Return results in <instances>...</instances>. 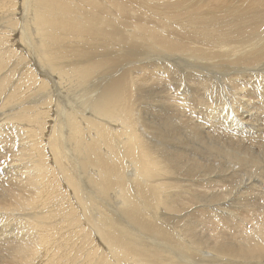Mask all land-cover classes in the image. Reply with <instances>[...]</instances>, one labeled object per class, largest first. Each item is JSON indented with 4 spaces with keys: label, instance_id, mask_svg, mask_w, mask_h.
Instances as JSON below:
<instances>
[{
    "label": "bare ground",
    "instance_id": "1",
    "mask_svg": "<svg viewBox=\"0 0 264 264\" xmlns=\"http://www.w3.org/2000/svg\"><path fill=\"white\" fill-rule=\"evenodd\" d=\"M259 97L264 0H0V264H264Z\"/></svg>",
    "mask_w": 264,
    "mask_h": 264
},
{
    "label": "rangeland",
    "instance_id": "2",
    "mask_svg": "<svg viewBox=\"0 0 264 264\" xmlns=\"http://www.w3.org/2000/svg\"><path fill=\"white\" fill-rule=\"evenodd\" d=\"M260 95V94H259ZM260 97H261V95H260ZM259 97V99H256V98H251V101H253V100H255V101H253V102H251L252 104L249 106V108H246L245 110H241V111H237V110H229V112L227 113V117L226 116H222L223 115V113H224V111L223 110H221V109H219L217 112H216V114L217 115H219L217 118H215V122L216 123H220L219 124V127H221L220 129H225V131L227 132V129H230V131L231 132H233V130L234 129H236V132L237 131H241L242 129V121H246L247 119L249 120V122L250 123H255V125L256 126H259V127H264V109H261V107L262 108H264V104H263V101H262V98H260ZM253 99V100H252ZM256 104V105H255ZM259 105V106H258ZM260 105H262V106H260ZM253 108V109H252ZM260 108V110H259V117L258 116H256V114H258V109ZM256 110V111H255ZM262 110H263V112H262ZM220 113V114H219ZM256 113V114H255ZM262 113V114H261ZM231 114V115H230ZM253 114V115H252ZM215 115V114H214ZM230 116V117H229ZM261 116H263V117H261ZM229 117V118H228ZM219 118H220V120H221V122H220V120H219ZM224 118V119H223ZM226 118H228V119H226ZM231 118V119H230ZM259 118V119H258ZM261 118V119H260ZM251 119V120H250ZM253 119V120H252ZM256 119V120H255ZM225 121H227V123H226V125H225V127H222L223 126V123ZM259 123H258V122ZM229 124H230V126H229ZM244 127L246 126V125H243ZM227 128V129H226ZM222 133H225V132H215L214 133V135L216 136V137H218V138H220V140H227L228 142H229V140L226 138V137H222V136H224V135H222ZM229 133V132H228ZM224 138V139H223ZM252 145H253V147H252ZM257 145V144H256ZM247 146L250 148V149H256V151H258V152H260V150L258 149V147L257 146H255L254 145V143L252 142V143H248L247 144ZM234 236V235H233ZM233 236L231 237V238H233Z\"/></svg>",
    "mask_w": 264,
    "mask_h": 264
}]
</instances>
